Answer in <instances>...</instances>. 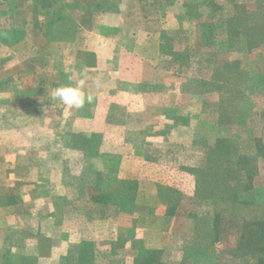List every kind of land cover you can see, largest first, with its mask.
Listing matches in <instances>:
<instances>
[{
	"label": "rangeland",
	"instance_id": "rangeland-1",
	"mask_svg": "<svg viewBox=\"0 0 264 264\" xmlns=\"http://www.w3.org/2000/svg\"><path fill=\"white\" fill-rule=\"evenodd\" d=\"M80 1L81 20L69 24L63 12L26 20L24 1L0 3V109H18L15 117L0 114V161L29 156L22 144L49 140L33 131L47 119L62 123L33 104L75 85L78 68L67 65L74 57L92 65L96 48L114 56L120 73L131 53L142 62L141 81L119 84L127 97L111 116L126 131L112 134L118 143L102 156L132 157V198L149 211L146 219L158 216L147 235L155 247L133 264H264V238L256 235L249 248L254 227L243 225L264 222V0ZM87 85L94 89L93 80ZM25 125L34 128L17 136ZM96 210L90 214L103 212Z\"/></svg>",
	"mask_w": 264,
	"mask_h": 264
},
{
	"label": "crops",
	"instance_id": "crops-1",
	"mask_svg": "<svg viewBox=\"0 0 264 264\" xmlns=\"http://www.w3.org/2000/svg\"><path fill=\"white\" fill-rule=\"evenodd\" d=\"M22 1L29 8L30 17L26 20H31L36 11L39 20L51 21L58 12H63L68 24L81 20V7H76L81 5L80 0H13V4ZM54 4H61L64 9L58 11ZM35 5L39 8L31 10ZM14 12L15 18H22L21 7ZM78 24L79 37L82 28ZM73 50L85 51L80 47ZM89 50L96 53L92 65L77 56L67 65L69 69L78 68V80L81 75L86 79L83 91L94 96L93 103L75 109L63 104L57 107L54 100L46 99L43 104L35 99L33 105L44 108L39 110L41 113L52 111V116L62 123L50 125L47 119L49 125L34 130L25 125L29 129H20L19 133L15 130L17 136L27 130L45 132L49 140L36 141L32 146L22 144L21 148L32 150L29 156L0 161V264H133L141 250L149 252L148 248L155 247L147 235L153 228L149 227L150 222L158 216L146 219L143 214L149 211L132 198L135 161L128 156H102L118 143L112 134L126 131L122 123H113L111 116L119 108L118 97H127L118 93L119 84L139 83L136 70L142 62L128 53L129 64L118 73L114 56L102 57L96 48ZM53 57L52 54L51 60ZM103 72L107 76H101ZM95 75L94 80L91 77ZM91 80L94 89L87 85ZM17 111L4 107L0 114L15 117ZM29 111L30 116L37 112ZM122 111L127 113L123 108ZM5 165L10 169L6 174ZM91 209L103 212L90 214ZM135 218L137 223L130 225ZM133 243L140 245L136 254L132 252ZM184 244L181 242L178 247Z\"/></svg>",
	"mask_w": 264,
	"mask_h": 264
},
{
	"label": "clouds",
	"instance_id": "clouds-1",
	"mask_svg": "<svg viewBox=\"0 0 264 264\" xmlns=\"http://www.w3.org/2000/svg\"><path fill=\"white\" fill-rule=\"evenodd\" d=\"M85 84L86 79L81 78L76 81L74 86L68 84L55 87L51 93V98L69 108L82 109L85 104H91L94 101V96L91 93H85L83 91ZM99 86V82H97V87Z\"/></svg>",
	"mask_w": 264,
	"mask_h": 264
},
{
	"label": "trees",
	"instance_id": "trees-1",
	"mask_svg": "<svg viewBox=\"0 0 264 264\" xmlns=\"http://www.w3.org/2000/svg\"><path fill=\"white\" fill-rule=\"evenodd\" d=\"M255 225H254V224ZM248 225L250 228L251 227H254V232H252V231H250V230H248L247 232H245V231H242V233H243V235H245V234H249V232H252L253 233V235H254V238H251L250 240H249V244H248V247L249 248H252V245L255 243V240L257 239V236L256 235H260V238L262 239V238H264V230H259V232H257V231H255V226H263L264 225V222H244L243 223V225ZM250 235V234H249ZM257 242V241H256ZM257 244H258V242H257ZM259 252H261V251H263L264 250V245H261V246H259ZM141 264H143L144 263V260H142L141 262H140Z\"/></svg>",
	"mask_w": 264,
	"mask_h": 264
}]
</instances>
